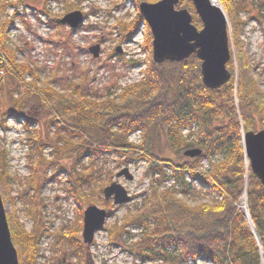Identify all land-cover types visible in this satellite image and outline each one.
Returning <instances> with one entry per match:
<instances>
[{
	"label": "trees",
	"instance_id": "16d2710c",
	"mask_svg": "<svg viewBox=\"0 0 264 264\" xmlns=\"http://www.w3.org/2000/svg\"><path fill=\"white\" fill-rule=\"evenodd\" d=\"M122 1L130 2L135 9L133 24L128 27V24H121L127 28L125 36L134 34L143 24L145 37L141 46L150 52V29L138 11V5L143 1L153 3L156 0ZM219 1L235 37L239 33V15L247 0ZM23 2L0 0V98L4 82L9 84L5 91L8 103L5 107L0 105V117L3 124L6 118H14L27 131V156L34 160L30 161L26 185L31 188L37 186L35 164L42 161L41 133L39 129L35 130L36 133L28 130L34 122L24 114L26 100L36 97L50 115L49 125L55 127L51 136L58 142L52 152L54 158L76 157L73 170L77 177L65 187V191L76 201L80 218L81 203L87 200L80 189L90 179L84 178L83 171H77L75 167L83 164L86 157L89 161L83 164L85 173L92 174L97 164L95 160L101 154L112 152L146 161L152 175L157 177L154 182L157 179L162 182L171 180L169 185L158 182L149 186L137 208L127 211L120 223L114 222L107 227L110 242L124 239L129 234V249H135L142 260L151 263L177 260L178 264H183L199 259L212 264H261L256 239L237 205L245 194L264 264V186L245 166L241 144V129L254 131L256 125L264 128V93L252 77L245 56L241 52L237 54L236 80L232 57L229 59L226 67L231 77L217 89L203 85L200 60L192 54L180 62L164 61L160 64H155L150 57L145 75L140 80L122 87L113 84L114 95L102 99L84 95L71 85L58 92L48 84L38 86L35 70L27 62L19 63L16 59L18 49L11 45L9 38L14 18L3 15L8 7L16 9ZM64 7L65 12L79 8L70 2ZM179 7L192 14L193 24L200 29L201 22L191 0H179L176 8ZM42 12L49 16L47 9ZM13 13L15 17V10ZM56 20L50 19L49 22L56 26ZM15 93L19 95L15 96ZM225 119V123L210 129L214 120ZM154 126L164 131L172 152H184L190 145L203 147L205 152L180 163L157 156L152 145ZM193 126L195 138H191L192 131L183 134L184 129ZM136 130L141 132L140 142H128L130 133ZM215 154L222 156L214 160ZM4 155V150L0 149L2 204L9 199L10 180L19 179L8 173ZM202 158L209 160L208 166L202 165ZM67 174L70 177V172ZM27 202L31 204L27 214L35 218L31 199ZM102 206L110 210L111 204L104 202ZM6 220L18 264H36L40 225L27 231L16 212L6 213ZM79 225L81 227V223ZM130 225L138 229L136 234H130L127 228ZM79 230L69 229L56 234L58 242L69 245L68 249L72 247L78 258L82 256V242L76 237Z\"/></svg>",
	"mask_w": 264,
	"mask_h": 264
},
{
	"label": "rangeland",
	"instance_id": "374dc122",
	"mask_svg": "<svg viewBox=\"0 0 264 264\" xmlns=\"http://www.w3.org/2000/svg\"><path fill=\"white\" fill-rule=\"evenodd\" d=\"M69 2L79 7L74 11H80L84 15L82 25L71 28L67 24L56 23V26H53L49 22L50 19H60L68 13L65 12L64 5L66 6ZM217 2L221 5L219 0ZM44 8L48 10L49 16L42 12ZM177 9H182V7ZM14 10L17 14L15 17L13 16ZM3 16L14 18L9 28V38L11 45L18 49L17 61L27 62L35 70L38 76L36 79L38 86L48 84L58 92L71 85L82 94L97 99L114 95L116 90L113 84L122 87L140 80L145 75L144 70L149 58L152 57V48L150 52H147L141 46L145 37L143 24L139 25L134 34L129 37L125 36L127 28L121 24H128V27L135 16L133 4L128 1L63 0L60 3L56 0H24L23 4L17 6L16 9L8 7ZM229 33L235 80L237 78V54L241 52L248 60L252 77L264 93V0H247L245 9L239 15L238 35L233 37L230 21ZM94 45H98L100 49L97 57H93L89 51V48ZM7 82H4L0 98L2 107L8 103V96L5 93L9 85ZM18 95L15 93V96ZM26 102L24 114L32 118L34 122L28 130L35 132L39 129L43 143L42 161L34 163L37 184L35 188L26 185L30 161L34 160L33 157L28 158L27 156L29 151L26 141L27 131L14 118H6L3 124L0 117V149L5 152L4 156L9 166L8 173L19 177L9 182V199L4 204L6 213L16 212L20 223L24 224L27 231L40 225L36 264H178L177 260L171 263L161 260L151 263L142 260L135 249H129L128 244L131 237L129 234H126L124 239L117 238L109 241L107 227L114 222L120 223L127 211L137 208L144 198L143 193L149 186L157 185L158 182L161 185L171 184V180L162 182L161 179H157L154 182L157 177L152 175L148 163L134 156L122 157L112 152L101 154L95 160L97 164L92 174L85 173L83 167V164L89 161V157L82 160L83 164H76V170L83 171V177L90 179L80 189L87 198L81 203L82 212L91 204L101 209L104 208L102 206L104 202L111 204L110 210L104 208L110 215L103 228L94 233L90 244L86 245L82 242V217L78 216L76 201L65 191V187L73 183L77 177V172L73 170L76 157L70 155L59 160L54 158L52 152L58 142L55 137L51 138L55 127L49 125L50 115L36 97H31V100H26ZM222 122L225 123L226 119L214 120L210 129L219 127ZM260 129V126L256 125L254 131ZM190 131H192L191 138H195V126L184 129L183 134H188ZM151 132L153 152L157 156L171 158L177 163L193 159V157L184 156L183 150L181 153L172 152L161 128L154 126ZM140 135L139 130L131 132L128 142H140ZM194 148L201 149L202 154L205 152L203 147L189 146V149ZM221 156V154H215L212 158L217 160ZM201 163L206 167L209 160L202 158ZM60 167L63 169L58 170ZM124 167L129 168L133 179L128 180L123 176H116ZM68 172H70V177ZM97 177L98 180H96ZM114 181L120 183L132 197L122 206L113 205L111 200L103 199V188ZM210 197L212 196L207 198ZM29 198L33 206L31 210L36 214L35 218L27 214L31 207V204L27 202ZM237 205L240 209V202ZM134 227L132 225L127 227L130 234H136L138 231ZM75 228H80L76 234L77 239L82 242L80 258L74 255L72 247L68 249L69 245H62L56 237L58 233H65ZM258 255L262 257L261 249ZM183 264L212 263L198 259L189 260Z\"/></svg>",
	"mask_w": 264,
	"mask_h": 264
},
{
	"label": "water",
	"instance_id": "95a60500",
	"mask_svg": "<svg viewBox=\"0 0 264 264\" xmlns=\"http://www.w3.org/2000/svg\"><path fill=\"white\" fill-rule=\"evenodd\" d=\"M191 2L201 21V29L192 23V15L187 9L175 8L179 0L139 3V13L149 26L152 36L150 43L152 59L155 64L164 61L180 62L191 54H195L201 62L199 72L203 85L210 89H217L227 83L231 77L226 67V63L231 58L229 21L224 9L214 0H191ZM82 20L83 15L80 11H71L58 19L57 23L77 28ZM89 51L97 57L99 46L94 45L89 48ZM241 144L246 167L250 168L252 174L264 186V128L258 131L241 130ZM183 154L196 157L201 154V149H186ZM116 176L133 179L127 167L121 169ZM102 192L103 199L112 198L115 205L130 201L127 190L115 181L103 188ZM2 203L0 196V264H18L17 251L11 242L5 206ZM245 216L254 233L248 213ZM107 218V212L96 205H89L83 210L84 243L90 244L94 233L103 228Z\"/></svg>",
	"mask_w": 264,
	"mask_h": 264
},
{
	"label": "bare ground",
	"instance_id": "6f19581e",
	"mask_svg": "<svg viewBox=\"0 0 264 264\" xmlns=\"http://www.w3.org/2000/svg\"><path fill=\"white\" fill-rule=\"evenodd\" d=\"M216 3H218L216 0H214ZM240 209L246 212V198L245 196L242 197L240 202Z\"/></svg>",
	"mask_w": 264,
	"mask_h": 264
},
{
	"label": "built area",
	"instance_id": "2783aa9c",
	"mask_svg": "<svg viewBox=\"0 0 264 264\" xmlns=\"http://www.w3.org/2000/svg\"><path fill=\"white\" fill-rule=\"evenodd\" d=\"M0 73H1V70H0Z\"/></svg>",
	"mask_w": 264,
	"mask_h": 264
}]
</instances>
